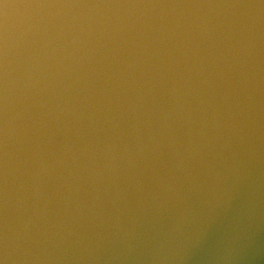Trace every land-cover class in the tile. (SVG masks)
I'll return each instance as SVG.
<instances>
[{"label":"water","instance_id":"1","mask_svg":"<svg viewBox=\"0 0 264 264\" xmlns=\"http://www.w3.org/2000/svg\"><path fill=\"white\" fill-rule=\"evenodd\" d=\"M0 264H264V0H0Z\"/></svg>","mask_w":264,"mask_h":264}]
</instances>
